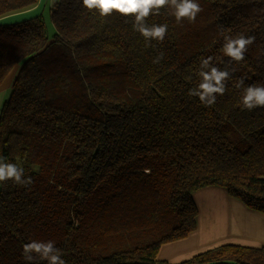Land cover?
<instances>
[{
  "label": "trees",
  "instance_id": "16d2710c",
  "mask_svg": "<svg viewBox=\"0 0 264 264\" xmlns=\"http://www.w3.org/2000/svg\"><path fill=\"white\" fill-rule=\"evenodd\" d=\"M38 1L0 0V85L18 67L0 156L32 179L0 184V264H27L33 239L54 241L66 264H168L159 250L196 230L192 195L205 187L264 215V107L244 109L236 87L264 85V0H197L192 23L161 9L146 22L168 25L162 42L80 0L52 5L51 36L40 15L1 22ZM221 28L255 37L243 61L224 56ZM207 57L234 70L211 106L188 95ZM178 264H264V247L225 244Z\"/></svg>",
  "mask_w": 264,
  "mask_h": 264
},
{
  "label": "clouds",
  "instance_id": "9594fccd",
  "mask_svg": "<svg viewBox=\"0 0 264 264\" xmlns=\"http://www.w3.org/2000/svg\"><path fill=\"white\" fill-rule=\"evenodd\" d=\"M81 6L89 12L95 11L101 18H107L113 13L123 17L133 18V30L140 33L146 43L151 41L162 42L168 31L165 24H147L150 15H159L161 9H167L168 14L174 16L177 23L187 19L189 23L195 22L197 15L203 10L197 0H80ZM223 35L224 43L221 51L231 61H243L248 46L255 42L254 36L238 34L233 37ZM163 59V53L156 57L153 63H159ZM213 57L201 58L199 63V83L189 89L188 95L198 97L200 102L211 106L216 102L217 95H224L226 91L225 82L230 79L232 71L225 66L221 68L212 63ZM242 89L240 103L244 109L252 110L264 107V85L251 84L245 86L244 80L240 79L236 84ZM13 181L21 186L32 183L31 177H25L24 168L18 163H12L0 156V184ZM22 255L27 264H66L62 259V251L55 246L52 240L33 239L23 245Z\"/></svg>",
  "mask_w": 264,
  "mask_h": 264
},
{
  "label": "crops",
  "instance_id": "0c3cea01",
  "mask_svg": "<svg viewBox=\"0 0 264 264\" xmlns=\"http://www.w3.org/2000/svg\"><path fill=\"white\" fill-rule=\"evenodd\" d=\"M57 0H50L53 5ZM30 10L9 16L3 23H16L38 16L40 7L49 0H39ZM18 67H15L0 85V109L11 92ZM197 208V228L186 238L163 245L158 253L159 261L178 264L197 253L225 244L249 248L264 247V215L249 210L233 199L226 190L205 187L193 193Z\"/></svg>",
  "mask_w": 264,
  "mask_h": 264
},
{
  "label": "rangeland",
  "instance_id": "374dc122",
  "mask_svg": "<svg viewBox=\"0 0 264 264\" xmlns=\"http://www.w3.org/2000/svg\"><path fill=\"white\" fill-rule=\"evenodd\" d=\"M51 7H52V5L50 4V0H49V2L44 3V7L39 6V8H40L39 15L41 16V18L44 20V22L46 24V31H47L48 36H51L54 33V26L50 22V9H51Z\"/></svg>",
  "mask_w": 264,
  "mask_h": 264
}]
</instances>
